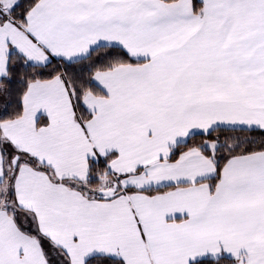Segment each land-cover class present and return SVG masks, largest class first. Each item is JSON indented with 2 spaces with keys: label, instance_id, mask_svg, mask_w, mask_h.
Masks as SVG:
<instances>
[{
  "label": "snow or ice",
  "instance_id": "1",
  "mask_svg": "<svg viewBox=\"0 0 264 264\" xmlns=\"http://www.w3.org/2000/svg\"><path fill=\"white\" fill-rule=\"evenodd\" d=\"M0 264H264V0H0Z\"/></svg>",
  "mask_w": 264,
  "mask_h": 264
}]
</instances>
